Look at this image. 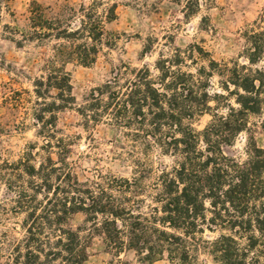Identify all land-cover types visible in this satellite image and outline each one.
Masks as SVG:
<instances>
[{"label":"trees","instance_id":"16d2710c","mask_svg":"<svg viewBox=\"0 0 264 264\" xmlns=\"http://www.w3.org/2000/svg\"><path fill=\"white\" fill-rule=\"evenodd\" d=\"M105 1L114 3L106 4L101 15ZM115 1L93 0L79 8L30 4L24 40L54 38L57 43L44 60V74L33 81L37 100L31 116L44 142L29 143L17 159L7 158L8 149L0 151V185L11 203L0 204V264H84L86 239L70 224L78 213L87 216L91 231L113 256L107 264H153L164 257L199 264V252L215 264H264V146L250 136L245 161L224 152V146L232 147L238 135L249 132L251 115L263 116L264 133V65L258 67L264 58V9L244 33L243 63L215 61L202 47L190 45L161 56L154 71L135 69L124 83L115 77L91 94L94 115L101 111L118 127H135L134 141L143 155L156 150L172 158V166L161 165L150 194L143 169L151 167L140 159L133 161L131 178L110 174L81 182L68 161L70 144L55 137V113L74 100L65 65L95 61L104 22L116 18ZM152 1L155 8L160 0ZM171 1L183 4L186 18L213 4ZM215 76L221 92L210 93ZM51 91L55 97L49 103ZM20 95L15 92L6 102L18 109L24 102ZM221 106L226 115H219ZM207 112H213L212 122L197 131L192 121ZM9 213L24 217L9 227ZM206 230L218 235L210 239ZM126 253H133L134 261L123 260Z\"/></svg>","mask_w":264,"mask_h":264},{"label":"rangeland","instance_id":"374dc122","mask_svg":"<svg viewBox=\"0 0 264 264\" xmlns=\"http://www.w3.org/2000/svg\"><path fill=\"white\" fill-rule=\"evenodd\" d=\"M33 1L44 6L56 3H69L75 8L90 5L93 0H0V151L8 149V159H17L29 143L41 145L44 140L39 136V126L31 116V107L37 97L33 81L44 74V60L52 55L57 41L54 38L43 41L24 40L23 32L28 29L29 8ZM116 18L104 22V35L101 44H97L95 61L89 66L71 61L65 65L70 74L73 103L57 111L55 137L64 138L70 144L68 161L81 182L95 181L99 176L115 175L131 178L135 173V159H140L151 169L145 170V186L148 193L156 175L162 168L172 166V158L162 156L158 151L142 154L140 143L134 141L135 127H118L109 118L99 112V117L89 109L91 94L107 82L119 77L121 83L131 78V71L148 66L154 71L155 62L161 57H169L175 50H185L190 45H198L215 61L244 62V51L248 43L244 37L247 29L253 26L264 9V0H213V4L201 7L199 12L189 18L183 15V4L171 0H160L156 7H150L152 0L133 2L116 0ZM105 1L99 8L103 15ZM200 64L206 65L201 61ZM264 65V58L258 65ZM254 68V67H253ZM221 80L212 79L210 93L221 92ZM20 93L24 99L18 109L9 106L6 99L14 93ZM53 101L55 91L50 92ZM106 101V95L102 97ZM59 102L57 101V104ZM232 106L237 107L234 97ZM214 107L213 103H210ZM100 110V109H99ZM214 111V110H213ZM219 115H226L227 109L221 106ZM213 112H207L192 121L197 131H202L213 120ZM261 117H249V132L237 136L232 147L224 146V152L241 161L248 158L247 148L250 136L255 138L259 147L264 146V133L260 128ZM52 150L53 159H57ZM143 199H151L142 196ZM10 196L4 185H0V204H11ZM10 206V205H8ZM208 206V204H206ZM7 226L21 222L23 215L9 213ZM83 213L71 217L74 229L80 228L87 243V260L84 264H107L113 256L107 253L100 236L91 231V224ZM2 227L0 226V230ZM18 236L17 233L14 232ZM218 232L205 231V236L214 239ZM199 264H215L212 258L203 253L197 254ZM123 260L134 261L133 253L121 255ZM153 264H179L164 257Z\"/></svg>","mask_w":264,"mask_h":264}]
</instances>
